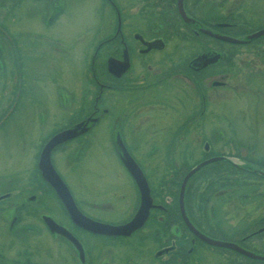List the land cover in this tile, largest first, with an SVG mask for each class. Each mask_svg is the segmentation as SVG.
Listing matches in <instances>:
<instances>
[{"label": "flooded vegetation", "instance_id": "obj_1", "mask_svg": "<svg viewBox=\"0 0 264 264\" xmlns=\"http://www.w3.org/2000/svg\"><path fill=\"white\" fill-rule=\"evenodd\" d=\"M32 1L36 7L35 12L29 11L30 5L27 9L16 7V12H11L17 4L3 6L0 3V12L8 11L6 26L4 18L0 17L1 77L4 76L2 53L12 62L11 74L18 76L19 53L29 48L26 41H20L22 33H11L9 29L11 24L20 25L23 22L25 11L31 21L35 18L32 16L37 14L44 29L62 18L66 24L71 21L73 0ZM259 1L181 0V9L187 18L184 20L179 13L178 0H102L98 7V22L94 33L100 38L90 57L91 64L96 57L102 58L101 64L91 66L92 87L88 92L94 94L89 98L82 96L75 107L74 119L60 129L83 123L84 131L53 148L50 161L56 170L52 160L54 152L72 144L77 146L83 143L84 138L93 136V129L104 117L112 119L111 131L106 124L107 132L113 136L117 128L119 142L143 174L149 188L151 207L147 219L141 228L129 236L102 235L76 226L56 196L55 199H39L40 196L36 197L35 194L24 196L30 192L27 185L37 186L38 193L46 187L51 189L41 178L36 161V182L31 178L26 181L27 184L19 187L14 183L13 177L8 180V174L0 178V264H52V260L46 258L54 257L53 250L57 245H63L69 250L70 264H139L141 260H124V257L129 252H135L137 258L141 259L140 250L144 244L124 242L136 238L140 232L151 240L155 249L151 253L149 264H203L196 254L201 247L222 252L220 256L224 255L223 260H227L229 264H264V185L254 184V176L260 177L254 172L258 171L257 164L254 165L256 162L240 154L237 142L232 141L233 138L228 142L226 133H222L221 123H226V118L237 117L238 102L230 101L225 109L230 110V113L235 112L233 116L226 118L221 117L225 112L220 110V106H215L218 92L228 93L234 90L233 87V90H229L228 85L233 74H241V70L245 69L246 72L251 71L253 82H258L259 76L264 77V34L247 38L264 30V4L260 5ZM256 6L260 9H256ZM47 7L55 9L48 17ZM60 27L59 22L58 31ZM204 30L211 35L229 37L241 43L214 38L204 33ZM29 37L28 32L25 39ZM90 37L85 42L91 43ZM45 39L56 41L54 37H43ZM50 49L57 50L51 45ZM203 54L206 58L196 61ZM110 59L115 62L109 68ZM256 70L262 72L258 74ZM94 86L97 89L96 94ZM254 86L259 91H264V81ZM3 90L0 87V91ZM16 97L17 95L12 98V103L8 99L5 103L8 102V106L13 108ZM114 97L118 98L115 102ZM41 111L40 108L38 115H41ZM2 112L0 124L7 118L8 110ZM41 116H45V111ZM200 124L201 128L198 127ZM191 137L198 140L223 139L224 148L220 145L221 149L215 151L211 143L205 142L201 157L194 165L209 158L219 159L203 166L188 179L182 199L186 217L204 236L235 244L262 259H253L227 248L210 246L185 226L179 210L178 195L182 179L191 168L188 158L185 157ZM158 138L164 139V169L161 184L156 187L159 191L156 192L152 188L153 176L148 173V167L143 165L157 167L152 159L154 160L159 151L153 143ZM135 139L152 140V143L148 147H138L137 142L133 141ZM86 143L88 145L89 142ZM180 146L182 158L179 159L174 155ZM77 150L75 154L79 155ZM85 150L88 151V147ZM107 150L119 162L123 176L128 177V190L133 196L129 213L131 218L140 204L139 192L115 146L112 145ZM251 151V148H246L245 153L249 154ZM88 156L89 153L86 158ZM233 159L240 160L241 164L232 162ZM239 176L242 181H239ZM60 178L66 184L62 176ZM259 179L264 183V179ZM72 200L78 211L91 220H94L93 216L98 211L95 207L102 205L89 202L90 207L85 210L88 208H84L85 201L79 203L73 197ZM174 201L177 203L176 208ZM212 202L215 209L212 208L214 205H210ZM31 203L33 208L30 207ZM194 206L195 211L192 209ZM46 217L69 232L81 250L63 235L51 231L44 221ZM240 222L245 223L241 230L236 228ZM222 223L228 227L226 229H230L231 234H221ZM146 225L150 228H144ZM145 238H139L140 242ZM105 241H118L126 245V250L121 255L123 261L112 263L111 259L103 260L106 259L104 255L109 258L110 253L106 252L101 256L94 251L93 243ZM100 257L103 259L99 261Z\"/></svg>", "mask_w": 264, "mask_h": 264}, {"label": "rangeland", "instance_id": "obj_2", "mask_svg": "<svg viewBox=\"0 0 264 264\" xmlns=\"http://www.w3.org/2000/svg\"><path fill=\"white\" fill-rule=\"evenodd\" d=\"M0 3L3 6H8L10 3L17 4L11 9V12L20 6L22 9H27L28 5H30V12L36 11L32 0H0ZM258 3L262 5L264 1L260 0ZM35 4L40 5L39 2H35ZM101 4L102 0H73V10L70 11L71 21H68L67 24L64 23L62 18L52 26L44 29L37 14L32 16L35 18L31 21L27 17L28 12L25 11L23 22L20 25L11 24L9 26L11 33L20 32L23 34L20 41L22 43L26 41L29 48L24 47L25 50L19 53L18 76L11 74L12 62L4 55V52L2 53L4 76H0V87H3L4 90L3 92L0 91V117L3 115L2 111L8 110V112L7 118L0 124V178L8 174L10 177L8 180L13 177L14 183L19 185V187L27 184L26 181L31 178L36 182L34 164L38 159L40 150L50 135L65 127L70 122L69 120L74 119L75 107L83 98L82 96H88L89 98L91 94H94V92H88L89 88L92 87L91 66L95 67L97 64H101L102 58L96 57L91 64L90 57L100 38L94 33L98 22V7ZM255 8L260 9L257 6ZM47 9L48 17L55 9L54 7H47ZM7 14L8 11L5 12V10H3V13L0 12V17L4 18L5 26L8 23ZM59 22L61 24L60 31H58ZM28 32L30 37L25 39ZM38 34L39 36H37ZM91 35H94V37ZM43 37H54L56 41L43 40ZM89 37L91 43L85 42L89 40ZM50 45L61 51L50 49ZM97 58L99 59L97 60ZM250 72H246L243 69L241 74H233L229 78L228 85L230 86L229 90H233L232 87L234 90L228 91V93L227 91L218 92V100L215 106H220V110L222 109L225 112L221 114V117L226 118L230 115L233 116L235 112L232 111L230 113V110L225 109L230 101L238 102L237 117L235 119L226 118L227 122L221 123L222 133H226L228 142L231 138H233L232 141L237 142L240 154L254 161H264V91H259L258 87L254 86L256 83H263L264 77L259 76V81L253 82ZM256 72L260 74L262 71L256 70ZM94 89L96 94L97 89L95 86ZM219 93L222 94V97ZM16 95V101L13 108H11V105L9 107L8 102L5 103V100H11L12 103V98L14 99ZM116 100L118 98L114 97L113 102ZM116 103L118 104V102ZM40 108L42 109L41 115H44L45 111V116L38 115ZM34 111L38 112L34 113ZM106 124L108 130L111 131L112 119L104 117L93 129V136L89 139L84 138L85 143H80L77 146L72 144L65 149L54 152L52 160L57 172L65 180L72 197L79 203L82 200L86 202L84 203L85 207H83L88 208L85 210L89 209V202L102 204L99 207H95V209H98L96 215L93 216L95 221L119 225L130 218L129 213L133 196L128 190V177L123 176L119 162L107 150L113 145L119 157H122V152L119 149V138L116 135L118 130L115 128L113 136H110V133L106 130ZM73 126L66 127L60 131ZM198 127L201 128V124ZM212 127L213 125L211 124L210 128L212 129ZM133 141L137 142L138 147H148L152 143V140L143 139H135ZM86 142H89L88 145H86ZM205 142L211 143L215 151H218L221 147L220 145L224 144L223 139L198 140L191 137L188 140V152L185 154V157L188 158L189 166L193 167L194 163L200 159ZM153 143L159 149L154 160L152 159V163L155 161L157 167L147 166L146 164L143 166L148 167V173L153 176L152 188H155L157 192L159 190H156V187L161 184V179H163L164 139H155ZM85 147H88V151L85 150ZM78 148L79 151H82L79 152ZM246 148L249 150L251 148L253 151L249 154L245 153ZM75 149L79 155L75 154ZM180 149L181 146L174 155L175 157L178 156L177 158L179 159L182 158ZM88 153L89 156L86 158ZM137 157L140 158V155H137ZM232 162L241 164L240 160L233 159ZM254 165L256 164L254 163ZM257 166L256 168L259 171L264 172V165ZM196 180L198 181V177ZM253 180L255 185H264V183L259 181L258 177L254 176ZM239 181H242L240 176ZM27 189L30 192L28 194L25 193V197L35 194L36 197L40 196L39 199H55L53 190L47 189V187L41 190L40 193H38L37 186L30 187L27 185ZM21 193L22 191L19 194ZM135 199H137L136 196ZM210 205L213 206L214 202ZM30 207L33 208L32 203ZM212 208L215 209V205ZM192 209L195 211V206ZM209 210L211 211V209ZM29 218L31 219L32 217ZM222 225L225 228L222 227L221 234H231L230 229H226L228 227L224 223ZM244 225V222H240L236 225V228L241 230ZM144 228H150V226L146 225ZM145 237L144 233L140 232L136 238L124 242L125 244L132 243L133 245L144 244L140 254L145 257L140 259L137 258V253L129 252L124 257V260H135L137 262L141 260L142 262L140 261L139 264H149L151 253L155 249L151 240ZM139 238H145V240L140 242ZM125 244L123 242L120 244L118 241H105L93 243V247L94 251L99 252L101 256L106 252L110 253L109 258L104 255L106 259L100 257L99 261L101 259H111L112 263H119V260L123 259L121 255L126 250ZM53 253L54 255L51 254L54 257L46 258L52 260V264H70V252L63 245H57ZM220 253L222 252L201 247L196 254L199 255L198 259L203 264H229L227 260H223L224 255L221 257ZM34 260L39 261L37 259Z\"/></svg>", "mask_w": 264, "mask_h": 264}, {"label": "water", "instance_id": "obj_3", "mask_svg": "<svg viewBox=\"0 0 264 264\" xmlns=\"http://www.w3.org/2000/svg\"><path fill=\"white\" fill-rule=\"evenodd\" d=\"M181 0H178V7H179V13L182 16V18L185 20L187 19L181 9L180 5ZM204 33L214 37V38H219L221 40L231 42V43H241V41L231 39L229 37H220L217 35H211L210 32L208 31H203ZM264 34V30L259 31L254 33L253 35L247 37L249 39L253 37H257L259 35ZM199 58V59H198ZM196 61L202 60L206 58V55L203 54L202 56L198 57ZM115 61L110 59L108 61V66L109 68L111 67V63H114ZM84 131V125L83 123H79L74 125L73 127L60 131L56 134H54L42 147L38 161H37V169L42 177V179L49 184V186L53 189L55 195L57 198L60 200L62 203L64 209L68 213V216L70 220L78 227L93 232L97 234H102V235H109V236H129L131 233L134 231L138 230L143 226L145 223L147 216H148V211L149 208L151 207V197L149 195V189L147 186V183L137 167V165L134 163L132 158L128 155V153L125 151L124 147L122 144H120V148L122 151V162L128 172L130 173L134 183L136 184L137 190L139 192V199H140V204L139 207L134 214V216L127 221L124 224L121 225H108V224H103L99 222H95L89 218H86L83 216L76 208L72 197L69 193L68 188L64 184V182L60 179L59 175L57 172L54 170L51 161H50V155L54 147L57 145L70 140L74 136H76L78 133ZM120 141V140H119ZM121 143V142H120ZM219 158L214 157L210 158L207 160H204L197 165H195L193 168H191L186 175L184 176L181 185H180V190H179V210L180 214L182 217V220L185 224V226L191 231L192 234H194L197 238H199L202 242L214 246V247H219V248H227L236 252H239L247 257L253 258V259H262L258 256H254L235 244L228 243V242H223L215 239L208 238L201 234L199 231H197L193 225L189 222L188 218L185 215L184 208H183V191L184 187L186 185L187 180L190 178L191 175H193L196 171H198L201 167L214 162L218 160ZM256 174L264 178V173L254 171ZM46 225L51 231H55L64 237H66L78 250H81L79 244L77 241L70 235L69 232H67L64 228L61 226L55 224L51 219L45 218L44 219Z\"/></svg>", "mask_w": 264, "mask_h": 264}, {"label": "trees", "instance_id": "obj_4", "mask_svg": "<svg viewBox=\"0 0 264 264\" xmlns=\"http://www.w3.org/2000/svg\"><path fill=\"white\" fill-rule=\"evenodd\" d=\"M255 162H256L255 164H257V165H264V161H255ZM175 196H176V193H175ZM174 204H175V208H176V205H177L176 201H174ZM174 223H176V221ZM152 224H154V223H152ZM156 224H161V223L156 222Z\"/></svg>", "mask_w": 264, "mask_h": 264}]
</instances>
